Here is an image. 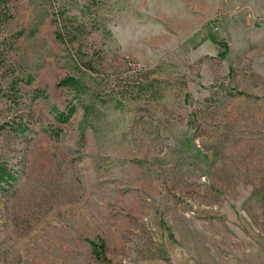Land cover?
Segmentation results:
<instances>
[{"label":"rangeland","instance_id":"obj_1","mask_svg":"<svg viewBox=\"0 0 264 264\" xmlns=\"http://www.w3.org/2000/svg\"><path fill=\"white\" fill-rule=\"evenodd\" d=\"M9 7L0 264H264V0Z\"/></svg>","mask_w":264,"mask_h":264},{"label":"trees","instance_id":"obj_2","mask_svg":"<svg viewBox=\"0 0 264 264\" xmlns=\"http://www.w3.org/2000/svg\"><path fill=\"white\" fill-rule=\"evenodd\" d=\"M10 0H0V28L3 24H5L11 17ZM162 81L156 78H147L144 81H139L135 83L134 86L128 89L126 95H122L124 98H127V94H145L147 98H151L153 100L158 99V92L160 91V86L162 85ZM60 86H65L69 89L79 91L82 84L76 79V77H67L63 79L60 83ZM134 88L136 91L134 92ZM157 94V96L155 95ZM55 112V118L58 122L66 124L70 121V119L76 113V106L70 105L65 110L60 111L55 106L52 107ZM2 128V127H0ZM19 130V131H18ZM26 128L17 129V132H24ZM51 136L58 137L59 133H51ZM16 172L8 170L5 166L0 168V191L4 190L5 186H12L13 182L16 181ZM91 248L94 255L97 258L108 261V258L105 255V242L103 240H99V242H91Z\"/></svg>","mask_w":264,"mask_h":264}]
</instances>
